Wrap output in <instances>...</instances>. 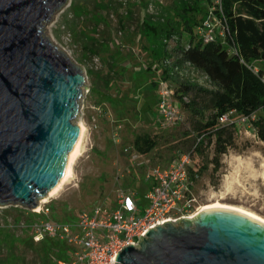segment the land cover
<instances>
[{"label": "rangeland", "instance_id": "1", "mask_svg": "<svg viewBox=\"0 0 264 264\" xmlns=\"http://www.w3.org/2000/svg\"><path fill=\"white\" fill-rule=\"evenodd\" d=\"M139 1L66 0L44 24L43 35L84 72L73 121L86 128L83 153L73 165V177L48 203L41 204L39 214L34 212L37 207L30 211L20 204H0V264H55L62 248L55 245L47 254L44 241H65L45 235L35 241V223L52 219L73 224L80 213L97 205L112 210L120 192L133 193L143 209L153 182L147 178L151 169L168 167L189 152L191 167H207L193 187L195 202L190 211L194 216L200 213L197 208L220 200L264 218V143L250 125L239 124L236 148L221 156V167L213 172L209 164L213 145L207 144L202 155L189 146L195 135H185L190 133L187 112L181 110L182 120L164 129L153 121L157 85L152 87L151 81L162 74L163 60L152 61L139 24L145 15L160 17L177 0H144L146 7H140ZM199 5L200 18L206 19L208 0H200ZM127 10L133 13L127 15ZM167 79L175 90L173 76ZM242 117L248 116L233 114L232 119ZM138 134L154 136L157 146L146 155L138 154L132 147ZM193 217L182 221H195ZM71 249L66 245L64 259Z\"/></svg>", "mask_w": 264, "mask_h": 264}, {"label": "water", "instance_id": "2", "mask_svg": "<svg viewBox=\"0 0 264 264\" xmlns=\"http://www.w3.org/2000/svg\"><path fill=\"white\" fill-rule=\"evenodd\" d=\"M66 0H0V204L37 207L67 173L85 76L43 35ZM166 222L119 264H264V224L226 208ZM188 220V219H183Z\"/></svg>", "mask_w": 264, "mask_h": 264}, {"label": "trees", "instance_id": "3", "mask_svg": "<svg viewBox=\"0 0 264 264\" xmlns=\"http://www.w3.org/2000/svg\"><path fill=\"white\" fill-rule=\"evenodd\" d=\"M143 2L139 1L140 7H146ZM199 2L172 1L171 7L160 17L145 15L139 29L148 42L152 61L175 57L176 65L189 62L211 79L212 90L173 76L174 96L181 110L190 116V133L185 135H195L189 146L194 154L202 155L207 144L213 145L209 164L213 165L212 171L217 172L221 167V156L236 148L238 132L235 124L223 126L219 123L223 115L231 111L248 117L254 115V119L250 117V125L256 138L264 143V84L253 71L255 67L264 70V0H220V14L226 19L236 52L219 38L208 43L198 38L196 28L204 20L200 18L203 11ZM208 2L211 7L213 0ZM215 10L218 13V9ZM130 12L133 13L127 10V15ZM172 39L175 44L169 47L168 42ZM167 76H170L169 69L163 68L160 78L167 79ZM151 82L152 87L157 85L155 80ZM157 144L156 138L149 134H138L132 141L133 149L140 155L150 153ZM184 154L191 158V152ZM197 167L189 170L194 185L207 168ZM55 245L62 248H58L56 258L64 259L67 254L65 243L46 239L43 249L49 254Z\"/></svg>", "mask_w": 264, "mask_h": 264}, {"label": "built area", "instance_id": "4", "mask_svg": "<svg viewBox=\"0 0 264 264\" xmlns=\"http://www.w3.org/2000/svg\"><path fill=\"white\" fill-rule=\"evenodd\" d=\"M215 9H218L219 14ZM220 12H222L220 0H213L208 17L196 28L197 36L204 43L219 38L224 45H229L231 51L236 52L226 19ZM171 42L173 47L175 40L168 42L169 47ZM162 65L164 69H169L170 76L196 83L206 89L214 88L208 75L189 62L176 65L175 57H171L164 59ZM253 71L264 84V70L259 71L255 67ZM183 99L187 101V98ZM233 114L235 112L231 111L223 115L219 118V123L223 126L235 124L238 128L239 124L250 125V117L254 119V115H251L236 121L232 119ZM181 118V108L174 96L173 87L168 79L159 78L157 112L153 121L158 128L164 129L182 120ZM133 157L137 158L138 155L134 154ZM190 168L191 158L188 154L180 155L168 167H153L151 173L147 175L153 182L145 193L147 206L143 209L140 208L133 193L120 192L117 206L112 210L97 205L89 211L80 213L73 224L58 223L52 219L40 224L35 223V241H39L45 235L63 240L72 248L67 259L55 260V264H119L115 259L123 246L133 243L134 247H138L140 238L146 237L150 229L155 230V226L166 222L176 224L194 216L195 212L190 211L195 202ZM196 210L199 211L200 207ZM34 212L39 214L41 209H34Z\"/></svg>", "mask_w": 264, "mask_h": 264}, {"label": "bare ground", "instance_id": "5", "mask_svg": "<svg viewBox=\"0 0 264 264\" xmlns=\"http://www.w3.org/2000/svg\"><path fill=\"white\" fill-rule=\"evenodd\" d=\"M78 126L80 128V135H79L78 142H77V145L75 147L74 153H73L70 161L66 163L67 173H66L65 177H61L59 179L57 186L53 190H49L48 192H46V194L42 198L39 199V204L37 205L36 210H39L41 204L48 203L49 199L54 197L58 192H60L62 190L63 186L73 177V165H74L75 161L83 153V141H84V135L86 132V128H85L83 123H81V122L78 123ZM219 201L213 202V203L208 204V205L201 206L199 211L201 212L207 208H226V209H230V210L239 212L241 214L247 215L249 217H252V218L256 219L257 221L261 222L262 224H264V218L263 217L255 214L251 211L245 210L241 207L229 205V204H224V203H221Z\"/></svg>", "mask_w": 264, "mask_h": 264}, {"label": "crops", "instance_id": "6", "mask_svg": "<svg viewBox=\"0 0 264 264\" xmlns=\"http://www.w3.org/2000/svg\"><path fill=\"white\" fill-rule=\"evenodd\" d=\"M161 77V75L157 78V80H155L156 81V83H157V81H158V79ZM156 107H157V103H156ZM156 107H155V109H156ZM152 118H153V120H154V116H152Z\"/></svg>", "mask_w": 264, "mask_h": 264}]
</instances>
